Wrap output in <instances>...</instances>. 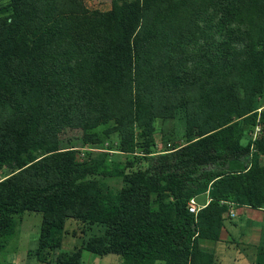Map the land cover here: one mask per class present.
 I'll list each match as a JSON object with an SVG mask.
<instances>
[{
  "label": "trees",
  "instance_id": "obj_1",
  "mask_svg": "<svg viewBox=\"0 0 264 264\" xmlns=\"http://www.w3.org/2000/svg\"><path fill=\"white\" fill-rule=\"evenodd\" d=\"M64 1L10 0L0 8V109L11 108L0 117V173L25 154L19 169L0 179V250L16 233L15 216L33 212L42 223L29 256L42 264L56 252L54 264H83V250L118 255L122 264H215L202 242L222 240L231 208H264V137L248 135L264 124V111L258 112L264 105V0H208L222 20L233 10L248 11L254 29L228 35L207 76L191 79L181 64L163 82L162 42L185 49L171 21L198 0H113L109 12L93 19L75 7L59 12ZM69 38L70 52L63 47ZM232 41L244 46L238 65ZM125 101L117 113L116 103ZM178 106L185 109L187 146L151 155L146 170L102 172L80 163L76 150L44 146L45 139L35 148L42 155L31 151L45 125H61L52 124L58 112L92 119L89 114L101 110L116 120L122 152L137 146L149 152L156 121L173 117ZM97 176H121L124 185L114 190ZM203 195L209 203L191 213L190 200ZM69 219L99 226L101 234L62 251ZM257 249L254 264H264V233Z\"/></svg>",
  "mask_w": 264,
  "mask_h": 264
},
{
  "label": "rangeland",
  "instance_id": "obj_2",
  "mask_svg": "<svg viewBox=\"0 0 264 264\" xmlns=\"http://www.w3.org/2000/svg\"><path fill=\"white\" fill-rule=\"evenodd\" d=\"M79 1L80 6L73 5L72 0H65L58 5L57 10L60 12L63 9L64 12H69L70 8L75 7L85 13L87 19H93L109 12L112 9L113 2V0ZM9 2L10 0H0V8L7 6ZM193 6L194 8L191 11H183L175 17L176 19L171 21L175 31L173 32L174 38L179 39L177 42H182L185 49L179 50L181 48L179 43L173 47L169 43L162 42L164 51L159 56V64L162 66V69L159 70V80L161 82L169 81L170 76L179 71L181 64L185 65L191 79L200 80L207 76L209 71L215 70L211 67L215 64V60L223 55L224 50L221 43L227 39L228 35L243 37L254 29L250 28V13L244 9L236 12L233 10L228 20H222L221 13L214 7L209 6L208 0H198ZM257 23L259 25L260 21L258 20ZM168 29L172 33V28L169 27ZM63 45L69 52L73 51L74 39L69 38ZM232 45L235 49L234 62L238 65L244 60V46L237 41H232ZM165 51L168 53L173 51L174 55L169 57V54ZM213 53L214 56H212ZM68 60L70 61L71 57H68ZM221 65L223 69H226L223 63ZM147 86L152 90L154 88L151 83H148ZM135 93L136 91L130 92L125 100L130 99ZM175 101H180V93H177ZM116 104L119 109L116 110L117 113L127 107L126 101L120 104L117 102ZM10 110L9 107L4 110L0 109V117L8 114ZM184 110V107L178 106L173 117L156 121V145L150 148L149 152L140 146H137L134 152H122L116 120L104 117L101 110H99L101 113L98 114L90 113L92 119L83 118L79 113L65 114L64 112H58L59 118H55L56 120L52 124L61 125L55 127L45 125L36 136L38 142L34 143L31 151H35L38 156L42 155L45 151H36L35 148L38 147L40 141L45 139L47 141L43 143L44 146L56 145L61 150H76L80 163L95 165L102 172L114 171L115 169H124L126 172L146 170L151 155L164 153L167 149H180L187 146L188 128ZM261 111H264V105L258 110L259 113ZM65 120L68 122L63 123ZM248 135L252 139L264 137V124L258 123ZM246 138L242 139L243 144H246ZM24 157L25 154L12 159L10 164L0 173V179L17 171L23 163ZM97 178L99 180L103 179L114 190H119L124 185L121 176H97ZM206 197L207 195H203L195 198L197 204L203 206L204 202L201 201V198ZM15 221L17 223L16 233L9 239L7 247L0 250V264H42L36 261L35 257L28 256L29 251L35 249L38 245L42 215L26 212L22 216H15ZM225 225L231 228L235 227L234 237L231 239L232 245L229 249H226L227 247L223 244H220L223 246L217 248L213 246L212 248V245L217 242L213 244V242L205 241L206 244H204L206 249L215 253V264H254L257 248L264 233V208L254 210L247 207H232L226 217ZM101 229L99 226H84L69 219L66 224L65 231L67 233L64 234L62 251L72 252L81 248L83 243L91 236L101 234ZM221 247L226 250H220ZM56 256L57 252L48 264H54ZM82 256H84L83 264H93L92 260L94 258L100 260L102 264H122V259L118 255L95 257L90 252L83 250ZM157 264L164 263L159 261Z\"/></svg>",
  "mask_w": 264,
  "mask_h": 264
},
{
  "label": "crops",
  "instance_id": "obj_3",
  "mask_svg": "<svg viewBox=\"0 0 264 264\" xmlns=\"http://www.w3.org/2000/svg\"><path fill=\"white\" fill-rule=\"evenodd\" d=\"M201 201H203L204 202V204H203V206L204 207H206V205L209 203V198L208 197H206V198H201ZM234 226H233V228H231V227H229V226H227V225H225V232H224V234H223V238H222V240L221 241H219V242H217V243H215L214 244V242H213V244L214 245H212V248H213V246H214V248H217L218 246H225V247H227L226 249H229V247H231L230 245H232L231 244V239H233V237H234ZM207 242H212V241H207ZM204 244H206L205 243V241H203L202 242V245L203 246H205ZM216 244H217V246H216ZM220 244H223V245H220ZM208 245V244H207ZM216 246V247H215ZM225 248H223V247H221L220 248V250H226ZM219 250V249H218ZM238 251V250H237ZM30 252V251H29ZM218 254V253H217ZM238 254H239V251H238ZM28 256H29V253H28ZM239 256V255H238ZM84 257V256H83ZM96 257V256H95ZM238 259V258H237ZM112 260V259H111ZM92 262H93V264H102V262L100 261V260H97V259H93L92 260ZM111 262V261H110ZM108 263V262H107ZM112 263V262H111Z\"/></svg>",
  "mask_w": 264,
  "mask_h": 264
},
{
  "label": "built area",
  "instance_id": "obj_4",
  "mask_svg": "<svg viewBox=\"0 0 264 264\" xmlns=\"http://www.w3.org/2000/svg\"><path fill=\"white\" fill-rule=\"evenodd\" d=\"M204 206H199L196 202V199L193 198L190 200V203H189V210L191 213H194V214H198V212L203 209Z\"/></svg>",
  "mask_w": 264,
  "mask_h": 264
}]
</instances>
